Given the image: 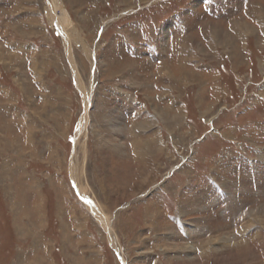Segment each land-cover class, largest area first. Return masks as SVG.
<instances>
[{
    "label": "rangeland",
    "instance_id": "rangeland-1",
    "mask_svg": "<svg viewBox=\"0 0 264 264\" xmlns=\"http://www.w3.org/2000/svg\"><path fill=\"white\" fill-rule=\"evenodd\" d=\"M0 264H264V0H0Z\"/></svg>",
    "mask_w": 264,
    "mask_h": 264
},
{
    "label": "bare ground",
    "instance_id": "bare-ground-1",
    "mask_svg": "<svg viewBox=\"0 0 264 264\" xmlns=\"http://www.w3.org/2000/svg\"><path fill=\"white\" fill-rule=\"evenodd\" d=\"M55 7V6H54ZM61 7V6H60ZM55 9V8H54ZM54 9L52 10L51 9V12H53L54 11ZM58 9V8H57ZM60 9V8H59ZM56 10V9H55ZM61 10V12H62V14L60 15V14H58L59 15V20L60 21H57V22H60V24H62L63 25V27H64V30H65V32L64 33H66L67 34V36H69V35H71V31H68V30H66V29H68L69 28V26H70V23L68 22L69 20H68V18H67V16H66V13L62 10V9H60ZM54 13V12H53ZM55 14V13H54ZM53 14V15H54ZM55 16V15H54ZM239 26V25H238ZM91 100V99H90ZM104 215V214H103ZM103 215H101V217H100V220L102 221V223L105 225V226H109V221H108V217H107V215L105 216H103ZM111 226V225H110ZM109 228V227H108ZM210 248V247H209Z\"/></svg>",
    "mask_w": 264,
    "mask_h": 264
}]
</instances>
